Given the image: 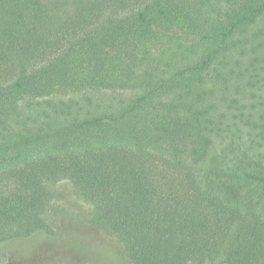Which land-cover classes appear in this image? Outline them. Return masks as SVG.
Here are the masks:
<instances>
[{
  "label": "trees",
  "instance_id": "trees-1",
  "mask_svg": "<svg viewBox=\"0 0 264 264\" xmlns=\"http://www.w3.org/2000/svg\"><path fill=\"white\" fill-rule=\"evenodd\" d=\"M212 1L0 0V248L68 179L132 264H264V0Z\"/></svg>",
  "mask_w": 264,
  "mask_h": 264
},
{
  "label": "rangeland",
  "instance_id": "rangeland-1",
  "mask_svg": "<svg viewBox=\"0 0 264 264\" xmlns=\"http://www.w3.org/2000/svg\"><path fill=\"white\" fill-rule=\"evenodd\" d=\"M52 1L55 13L66 15L76 12L82 0ZM232 1L213 0L216 4L211 7L212 15L216 16L221 8H229ZM249 128L250 125H243L244 133L240 137L244 138ZM55 191L57 197L48 213L54 236L8 242L0 248V264H132L113 234L87 221L91 206L75 192L70 180L58 181Z\"/></svg>",
  "mask_w": 264,
  "mask_h": 264
}]
</instances>
